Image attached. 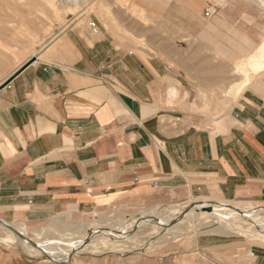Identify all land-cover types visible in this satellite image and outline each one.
I'll return each mask as SVG.
<instances>
[{"label":"crops","instance_id":"crops-1","mask_svg":"<svg viewBox=\"0 0 264 264\" xmlns=\"http://www.w3.org/2000/svg\"><path fill=\"white\" fill-rule=\"evenodd\" d=\"M129 1L159 40L184 41L179 55L74 26L8 76L23 68L0 89L3 222L165 192L264 202V69L249 66L264 49V0ZM234 264H264V248Z\"/></svg>","mask_w":264,"mask_h":264},{"label":"rangeland","instance_id":"rangeland-1","mask_svg":"<svg viewBox=\"0 0 264 264\" xmlns=\"http://www.w3.org/2000/svg\"><path fill=\"white\" fill-rule=\"evenodd\" d=\"M92 23L143 56L179 55L184 45L183 40H159L163 29L155 35V20L129 0H0V84L67 29L87 26L93 32ZM197 204L205 212L184 214ZM7 224L42 250L0 223V264H234L264 248L262 199H182L165 192L87 215L72 212L36 225Z\"/></svg>","mask_w":264,"mask_h":264},{"label":"bare ground","instance_id":"bare-ground-1","mask_svg":"<svg viewBox=\"0 0 264 264\" xmlns=\"http://www.w3.org/2000/svg\"><path fill=\"white\" fill-rule=\"evenodd\" d=\"M249 66L252 68V70L257 73L261 70L264 69V49H259V51L250 59V62H249ZM195 206V205H194ZM196 210H200L202 212H205L203 211V207L200 205V204H197L195 207L193 208H190L186 213L184 212V214L188 215ZM152 217H155V216H152ZM156 218V217H155ZM153 219V218H152ZM160 221H164V223L166 222L165 219L163 218H159ZM194 221V220H193ZM169 223V222H167ZM172 224V223H171ZM174 225V224H173ZM172 226V225H171ZM176 226V225H175ZM174 227V226H173ZM170 228V227H169ZM86 239L87 236V233L83 234ZM260 241H263L264 242V237L263 238H260ZM45 245V244H44ZM49 245V244H48ZM51 246V245H50ZM46 247V246H45ZM46 251V250H45ZM48 251V250H47Z\"/></svg>","mask_w":264,"mask_h":264},{"label":"water","instance_id":"water-1","mask_svg":"<svg viewBox=\"0 0 264 264\" xmlns=\"http://www.w3.org/2000/svg\"><path fill=\"white\" fill-rule=\"evenodd\" d=\"M33 62V59L32 60H30L28 63H32ZM26 65H28V64H26ZM23 68H21V69H19L17 72H15L10 78H8L3 84H1L0 85V89H2L3 87H5L6 85H8L20 72H21V70H22ZM194 205H192L190 208H192ZM190 208H187L184 212H187ZM152 218H154V219H156L155 217H152ZM0 223H2V224H4V225H6L11 231H13L19 238H21L23 241H25V242H27V243H29L30 245H32V246H34L35 248H38V249H40V250H42L41 248H40V246L36 243V242H34V241H32V240H30L28 237H26L24 234H22L21 232H19L18 230H16L14 227H12V226H10L9 224H7V223H5V222H3L2 220H0Z\"/></svg>","mask_w":264,"mask_h":264},{"label":"built area","instance_id":"built-area-1","mask_svg":"<svg viewBox=\"0 0 264 264\" xmlns=\"http://www.w3.org/2000/svg\"><path fill=\"white\" fill-rule=\"evenodd\" d=\"M208 14H209V13H207V15H208ZM91 25H92L91 27L93 28V30L96 32V31H97L96 24H95V23H92Z\"/></svg>","mask_w":264,"mask_h":264}]
</instances>
